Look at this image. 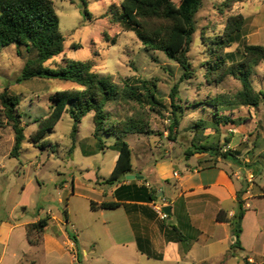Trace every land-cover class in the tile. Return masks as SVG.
<instances>
[{
    "label": "rangeland",
    "instance_id": "rangeland-1",
    "mask_svg": "<svg viewBox=\"0 0 264 264\" xmlns=\"http://www.w3.org/2000/svg\"><path fill=\"white\" fill-rule=\"evenodd\" d=\"M122 1L53 0L60 18V31L65 37V47L60 56L45 65L57 69L65 66L68 59L90 62L92 71L105 78L118 92L132 88L137 93L138 101L110 102L105 106L110 117L108 127L116 125V129L121 130L131 119L145 126L143 133L130 134L126 139L133 148L136 169L143 165L153 166L155 161L168 157L181 164L186 150L201 141H218L223 151L244 152L241 155L245 156L246 151L243 150L249 145L250 132L256 124L250 119L251 108L236 104L235 95L241 84L230 76L218 82L217 75L208 82L206 73L213 59L212 48L223 35L228 20L234 16H243L245 24L237 43L226 52L237 54L246 46L264 47V0H203L196 16V33L188 54L194 75L185 80L181 79L183 70L175 61L160 51L148 50L135 31L123 26ZM34 57L33 52L16 44L2 48L0 52V95L8 89L11 95L19 98L17 110L22 115L21 124L25 128L19 158L9 155L15 142L14 131L11 127L0 128V222L31 224L45 218L49 212L65 218V211H68L76 229H84L87 207L84 196L90 193L84 187L86 182L82 175L87 174L90 168L109 177L118 156L111 147L116 138L102 133L101 139L106 148H101L93 136V114L78 123L73 138L75 122L69 114H65L55 130L46 137L55 151L50 154L48 150L35 147L29 138L38 129V121L49 114L50 98L59 91L80 87L59 79H32L17 83L26 61ZM235 59H239V55ZM251 80L253 84L259 82L264 85V60L254 66ZM177 84L179 92L172 103L170 94ZM214 102L221 105L214 107ZM173 104L180 109L175 110ZM2 110L0 104V114ZM174 111L179 116L180 126L170 135ZM217 118L221 119L220 122ZM224 118L234 120L238 124L236 129L221 122ZM198 123H204L206 129L202 131L197 127ZM215 128L219 129L218 133H215ZM220 163L229 165L230 162L222 160ZM234 166L236 164L232 168ZM73 178L76 179V194H72ZM243 180L242 177L241 182ZM64 186L68 189L64 190ZM164 203H169L167 198L156 205ZM249 203L252 209L264 214V198ZM76 229L70 224L71 233ZM116 256L123 258L118 251ZM94 257L97 262H104L102 257ZM244 257L245 254L241 253L227 264H245ZM56 258L46 259L43 253L36 256L37 264H56Z\"/></svg>",
    "mask_w": 264,
    "mask_h": 264
},
{
    "label": "crops",
    "instance_id": "crops-1",
    "mask_svg": "<svg viewBox=\"0 0 264 264\" xmlns=\"http://www.w3.org/2000/svg\"><path fill=\"white\" fill-rule=\"evenodd\" d=\"M254 85L264 88L263 83L254 82ZM250 108V119L256 128L250 132L249 145L243 150L245 156L241 155L244 152L240 153L241 161L252 165L250 169L237 165L232 168V162L204 167L201 163L207 157L204 154L182 159L181 164L168 157L155 161L153 166L137 169L133 163L130 175L140 178H126L121 183L108 185L104 183L108 177L88 168L87 174L82 175L84 187L90 193L84 196L87 201L84 229H76L69 215L64 218L49 212L46 216L51 218L50 225L41 244L34 246L26 230L30 223L1 221L0 264H37L39 253L46 259L57 256L56 264H227L241 253L249 264H264V214L252 209L249 203L264 198V104ZM242 177L250 184L245 196L247 211L242 222V249L231 253L235 238L230 223L217 221V216L220 212L226 213L229 219L235 215ZM75 183L73 178L72 194H76ZM150 196L155 200L151 202ZM165 198L169 203L162 206L170 207L171 214L163 222L153 206ZM92 202H115L121 206L94 211ZM70 224L77 231L71 233ZM116 251L123 258L118 259ZM94 256L102 257L104 262H97Z\"/></svg>",
    "mask_w": 264,
    "mask_h": 264
},
{
    "label": "trees",
    "instance_id": "trees-1",
    "mask_svg": "<svg viewBox=\"0 0 264 264\" xmlns=\"http://www.w3.org/2000/svg\"><path fill=\"white\" fill-rule=\"evenodd\" d=\"M202 3L203 0H123L121 21L128 30L135 31L137 38L148 50L160 51L175 61L183 70L182 80L191 79L194 72L188 54L196 33V16ZM86 13L90 16L87 10ZM244 24L245 19L241 15L228 20L223 35L217 39L212 48L213 59L209 63L206 78L208 82L212 81L214 75L219 76L218 82L227 76L237 79L241 89L235 95L236 104L250 108L264 104V90L257 91L251 80L254 66L264 60V47L246 46L237 54L226 52L237 43ZM12 44L24 46L35 54L34 58L26 61L16 80L17 83L32 79H59L75 83L80 87L76 90L59 91L50 98V112L38 121V129L30 135V142L40 150H48L51 154L55 148L46 137L55 130L65 114H69L75 122L72 130L73 138L76 136L78 123L87 115L93 114L95 126L93 136L102 149L104 148L102 133L115 137L116 143L113 148L119 153L115 168L104 183L115 185L125 181L126 177L133 173V149L126 141L127 136L143 133L145 126L141 123L138 125L137 121L131 119L121 130L116 129V125L108 127L110 117L105 111V106L110 102L138 101L137 93L132 88L118 92L105 78L92 71L90 62L68 59L65 66L57 69L45 65L60 56L65 47V37L60 31V18L53 0H0V52L2 48ZM238 55L239 59H235ZM178 92L177 84L170 94L172 103L176 101ZM220 102L218 104L214 102L212 105L218 107L221 105ZM0 104L3 109L0 114V128L11 127L14 131L15 142L10 156L19 158L25 139V128L21 124L22 115L17 110L20 100L17 96L11 95L7 89L0 95ZM173 108L180 109L175 104ZM172 115L170 135L180 126L179 116L175 111ZM220 120L217 118L218 122ZM223 121L227 126L234 128L238 126L231 118H224L221 122ZM205 126L204 123L197 124L202 131L206 129ZM218 132L219 129L215 128V133ZM196 154L207 156L206 160L201 161L204 167H216L222 160L242 168L252 167L241 161L240 153L223 151L218 141L206 143L201 141L193 144L186 150L185 158L189 159ZM249 185L247 181L242 182L237 192L236 213L232 218L229 219L224 212H220L217 216V221L230 223L231 233L235 238L231 253L236 249H242V222L247 211L245 196ZM154 200L155 198L150 196V201ZM120 206L121 204L115 202L91 203L94 211L113 210ZM65 213L67 217V211ZM50 222L51 218L46 216L26 226L29 242L32 245L41 244L42 236ZM73 240L76 241L75 238ZM245 264H249L247 259Z\"/></svg>",
    "mask_w": 264,
    "mask_h": 264
},
{
    "label": "built area",
    "instance_id": "built-area-1",
    "mask_svg": "<svg viewBox=\"0 0 264 264\" xmlns=\"http://www.w3.org/2000/svg\"><path fill=\"white\" fill-rule=\"evenodd\" d=\"M153 208H154L155 212L158 214L161 221L165 222L167 219H169V215L164 211V206H157L155 204L153 206Z\"/></svg>",
    "mask_w": 264,
    "mask_h": 264
},
{
    "label": "water",
    "instance_id": "water-1",
    "mask_svg": "<svg viewBox=\"0 0 264 264\" xmlns=\"http://www.w3.org/2000/svg\"><path fill=\"white\" fill-rule=\"evenodd\" d=\"M126 178H127V180H135V179L140 178V177L137 175H128ZM164 211L168 215L171 214V208L170 207H164Z\"/></svg>",
    "mask_w": 264,
    "mask_h": 264
}]
</instances>
